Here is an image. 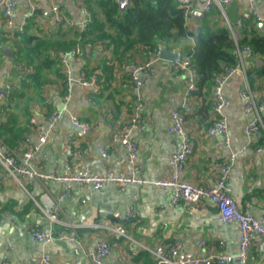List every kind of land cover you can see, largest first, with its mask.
<instances>
[{
    "label": "crops",
    "instance_id": "1",
    "mask_svg": "<svg viewBox=\"0 0 264 264\" xmlns=\"http://www.w3.org/2000/svg\"><path fill=\"white\" fill-rule=\"evenodd\" d=\"M14 1L16 13L9 25L0 9V35L5 32L13 39L25 32L31 39L30 47L37 40L58 41L60 47L50 48L46 44L48 48L36 52V61L42 62L35 69V64L27 66L15 55L5 53V47L14 52L11 42L0 43V89L14 87L12 101H0V141L17 159L27 148H36L29 166L50 175L64 171L68 156L66 139L73 136L72 170L118 174L131 170L119 131L134 115H139L145 121L129 130L128 139L138 148L137 174L148 183L120 186L107 182L100 190L76 184L63 195V185L53 179L24 177L22 186L13 178H4L0 164V264L5 260L10 264H39L43 256H49L55 264H97L92 253L99 242L109 238L106 226L115 223L111 212L126 215L130 207L135 216L124 222L129 238L119 239L99 264H156L154 256L141 245L155 248L174 241H179L183 253L190 257L204 258L208 250L214 255L237 257L240 231L236 223L221 222L217 208L208 200L194 204L181 200L169 205L172 190L153 182L170 174L169 158L179 146L178 136L170 131L171 111L186 102L193 107L185 111V130L193 142V151L186 160L183 178L196 185L211 186L221 174L220 167L227 165V186L239 208L264 219V125L255 134L245 133L256 116L246 110V101L240 96L247 82L258 103L264 98V78L254 71L251 85L247 74L237 72L223 84V94L230 102L224 110L227 137L209 134L215 119L214 84L204 86L199 94L189 95L188 72L171 70L172 60L162 58L158 52L164 47L171 52L178 50L182 56L181 42L159 43L153 49L155 54L141 44L125 50L123 43L114 45L109 39L87 43L82 54L67 58L71 78L68 82L61 59L65 52L75 48V33L84 30L89 21V7L100 22H105L100 1L55 0L64 20L57 19L49 0ZM189 5L193 13L187 15L186 24L192 32L204 28L206 19L212 30L228 27L226 18L234 25L250 9L254 13L251 21L259 17L257 24L264 23V0H232L224 7V14L218 7L203 13L202 3L196 0H189ZM195 11L201 12V16L196 18ZM243 26L235 30V38L241 37ZM105 29L112 32L108 25ZM148 60L153 70L141 73L142 87L137 94L129 72L132 65ZM253 63L258 68L264 64V58L256 57ZM244 66L247 69L252 64L244 59ZM83 72L87 76L95 73V83L81 84ZM55 110H60L61 116L48 128V117ZM74 116L88 123L82 135H78L81 128ZM40 130L47 134L43 144L39 140ZM52 203L58 206L59 220L51 225L40 206ZM32 226L50 228L54 238L48 242L34 240L30 234ZM65 236L71 239L66 240ZM260 242L256 238L251 241L249 264H264V247L260 248Z\"/></svg>",
    "mask_w": 264,
    "mask_h": 264
},
{
    "label": "built area",
    "instance_id": "2",
    "mask_svg": "<svg viewBox=\"0 0 264 264\" xmlns=\"http://www.w3.org/2000/svg\"><path fill=\"white\" fill-rule=\"evenodd\" d=\"M202 3V12L208 13L213 7H218L224 14V7L232 0H196ZM51 9L56 14L58 20H62L64 17L61 14L59 6L55 3V0H49ZM181 6L187 8L188 14H192L193 10L189 5V0H178ZM16 2L14 0H0V9L3 12L5 22L9 25L16 13ZM254 15L253 10L244 11L239 21L232 25L227 20L228 28L231 35L235 38V30L241 28L244 25V21L251 19ZM225 16V15H224ZM226 17V16H225ZM260 21V18H256ZM67 23L73 26V22L67 20ZM155 54V50L152 51ZM83 48L77 45L74 49L69 50L63 54L61 59L63 70L68 82H71L70 69L67 64L68 57L82 54ZM239 61L235 66L225 67L223 71L216 74L214 77V91L212 110L215 115V119L208 129L209 134H221L226 136L227 132V117L224 115V110L229 106L230 102L223 94L222 87L225 82H228L232 76L237 72H242L246 75V68L244 66V58L250 55L249 48L245 47L243 53L238 51ZM170 68L173 71L184 70L189 74L188 77V94L198 88L199 73L196 67L192 64L191 60L187 56H179L170 61ZM152 62L150 60L135 64L131 66L129 75L133 83V89L139 94L142 87V80L140 78L141 73H152ZM96 81V74L87 76L86 73H82L80 76L81 84L88 86L94 84ZM248 83L240 91V96L246 101L245 108L247 111H252L256 118L253 119L245 128V133L255 134L258 132L259 127L264 125V98L258 103L252 97L248 89ZM13 92V86L7 85L0 89V101L4 103L9 102ZM140 95L137 96V101L140 103ZM186 102H181L179 105L174 106L171 111V125L170 131L177 135L179 138V146L177 151L171 154L169 158L170 174L168 177L155 180L153 183L161 188H168L172 190V194L169 198V205H176L179 201L184 200L190 203H197L201 200L210 201L216 208L218 218L221 222H234L237 224L240 231L239 241V254L237 257H231L230 255L220 253L212 254L210 250L207 251V255L204 258L190 257L182 251V246L179 241H174L167 245H158L155 248H149L141 245V248L149 251L155 259L156 264H249V246L254 238L260 239V248L264 247V219H259L253 216L250 212L241 210L229 192L227 186L226 172L227 165L220 167L221 174L215 179L214 184L211 186H200L189 182L184 179L182 174L185 169L186 160L193 151V142L187 131L185 130V111H191L193 107L187 106ZM138 108L142 109V105H138ZM61 116L60 110H55L48 117V128L52 127L53 123ZM74 122L81 128L78 135H82L88 127V123L81 121L77 116L73 117ZM145 119L139 115H134L130 123H125L121 126L119 133L122 137V143L125 145L128 151V162L131 166V170L128 172H121L115 174L113 172H107L105 174H94L88 170L74 171L71 169V159L74 157L72 150V144L74 142L73 136H69L66 139V146L68 150V156L64 162V171L62 173L44 175L40 172L33 170L29 166V161L33 158L36 148L29 147L25 150L22 158L17 159L12 154L10 149L2 141H0V164L4 168V178H13L19 184H22L21 178L24 177H40L42 179H53L63 185V195L68 194L71 188L76 184H81L85 187H91L95 190H100L107 182H114L120 186L129 184L143 185L148 183V180L137 174L136 160L138 154V148L135 143L128 139V132L131 128L139 126ZM117 136V134H115ZM227 137V136H226ZM40 143L43 144L47 140V134L44 130L39 132ZM26 144L29 143V139H25ZM41 211L52 225L58 222V206L56 203L50 205L40 206ZM111 215L115 219V223L108 225L109 238H105L99 242L97 247L92 253V258L95 263L99 264L103 258H105L116 245V242L125 237L129 238L126 232L124 222L130 220L135 216L133 207H130L126 213L120 214L118 212H111ZM31 237L34 240L48 242L54 238V234L51 229H43L32 226L30 228ZM66 240H70L71 236H65ZM204 245V242H202ZM136 252V251H134ZM3 264H10L8 261H4ZM39 264H55L52 262L49 256H43Z\"/></svg>",
    "mask_w": 264,
    "mask_h": 264
},
{
    "label": "trees",
    "instance_id": "3",
    "mask_svg": "<svg viewBox=\"0 0 264 264\" xmlns=\"http://www.w3.org/2000/svg\"><path fill=\"white\" fill-rule=\"evenodd\" d=\"M99 1L105 22H100L94 9L89 7L90 19L84 30L75 33L73 48L77 45L84 48L87 43L95 44L104 39H109L114 45L123 43L125 50L135 44L153 50L158 48L159 43L168 45L181 42L183 56L190 58L199 73L198 88L191 94H199L204 86L214 84L216 74L225 67L235 66L239 61L238 51L242 55L243 49L247 47L250 55L244 59L252 64L251 68L246 69L249 84L252 85L251 75L254 71L264 78V64L256 68L253 63L256 57L264 58V30H260L255 18L244 23L240 38H234L226 25L217 26L214 30L209 29L207 19L203 21L204 28L198 32L190 31L186 24L187 8L181 6L177 0H132L124 12L118 11L115 0ZM105 25H108L112 32L107 33ZM189 38L191 43L184 42ZM7 41L12 43L15 57L24 61L27 66L35 64V69L42 62L36 61V52L44 51L46 44H49L50 48L53 45L58 49L60 47L58 41L50 40H37L34 46L30 47L31 39L25 32L14 35L13 39L5 32L1 33L0 43ZM12 95L9 102L12 101ZM8 116L10 117V114Z\"/></svg>",
    "mask_w": 264,
    "mask_h": 264
},
{
    "label": "water",
    "instance_id": "4",
    "mask_svg": "<svg viewBox=\"0 0 264 264\" xmlns=\"http://www.w3.org/2000/svg\"><path fill=\"white\" fill-rule=\"evenodd\" d=\"M131 1L132 0H116V3L118 4V10L119 12H124L126 10L127 7L130 6L131 4ZM194 15L196 18L200 17L201 16V12L199 11H195L194 12ZM259 27L264 30V23L262 22H259ZM4 51L5 53L10 56V57H14V52L12 49L8 48V47H5L4 48ZM159 55L162 57V58H165V59H169V60H173L174 58L176 57H179L180 56V52L178 50H175V51H168L167 49H165L164 47H161L159 49ZM141 74H140V78H141ZM235 264H239L238 262H235Z\"/></svg>",
    "mask_w": 264,
    "mask_h": 264
}]
</instances>
